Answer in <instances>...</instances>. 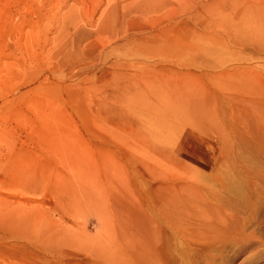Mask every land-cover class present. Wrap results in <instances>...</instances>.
<instances>
[{
	"label": "rangeland",
	"instance_id": "rangeland-1",
	"mask_svg": "<svg viewBox=\"0 0 264 264\" xmlns=\"http://www.w3.org/2000/svg\"><path fill=\"white\" fill-rule=\"evenodd\" d=\"M0 264H264V0H0Z\"/></svg>",
	"mask_w": 264,
	"mask_h": 264
}]
</instances>
